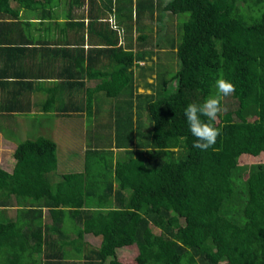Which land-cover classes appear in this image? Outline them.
I'll return each instance as SVG.
<instances>
[{
  "label": "trees",
  "instance_id": "16d2710c",
  "mask_svg": "<svg viewBox=\"0 0 264 264\" xmlns=\"http://www.w3.org/2000/svg\"><path fill=\"white\" fill-rule=\"evenodd\" d=\"M14 1L25 0H0V53L59 51L65 60L78 50L81 66L88 58L92 68L95 48L85 53L84 44L53 45L23 31L18 39L17 29L33 23L12 8ZM130 6L126 27L139 30L142 49L114 48L116 67L96 88L76 82L87 94L89 118L94 96L116 101L110 146L86 150L82 172L59 175L55 141L35 134L18 143L13 169L0 166V264H123L117 251L132 245L137 264H264V168L250 172L245 186L236 172L243 154L264 153V0H130ZM171 15H188L176 38L167 27ZM95 23L89 18L88 32ZM165 47L175 51L179 69L140 93L135 64L153 61ZM17 75L4 63L0 89L17 83ZM219 77L235 92L222 102L216 144L202 151L193 147L184 110L213 94ZM86 235L102 238L97 249L83 243Z\"/></svg>",
  "mask_w": 264,
  "mask_h": 264
},
{
  "label": "crops",
  "instance_id": "0c3cea01",
  "mask_svg": "<svg viewBox=\"0 0 264 264\" xmlns=\"http://www.w3.org/2000/svg\"><path fill=\"white\" fill-rule=\"evenodd\" d=\"M38 2L39 0L11 2L12 8L18 11L24 21L33 23L32 26L24 25L17 29L15 35L18 39L22 38L20 31H23L43 40H50L53 45L82 46L84 44L85 53L95 48V52L90 54L92 60L95 58V62L92 61L93 65L90 68V60L87 58L85 65L81 66L82 53L78 50L67 54L65 60L62 56L58 57L59 51L54 53L49 51L48 54L40 56L34 51L31 53L27 50L19 57L15 52L0 53V67H3L4 63L9 64L12 72L17 73L19 78L17 83L12 81L10 85L0 89V138L2 139L0 145L5 149L1 154L12 156L20 142L19 134L22 136L21 141L27 138L24 132L27 129L23 125L31 122L32 128L37 124L38 129L35 131L37 134L41 136L48 134L57 144V148L63 149L61 158L58 156L59 166L62 165L63 171H58V174L68 173L64 170L80 172L81 167L85 166L86 150L110 146L107 144H110L114 136L113 111L116 101L108 100L102 94L99 95L100 100L96 97L95 101L94 96L91 109L93 117L89 118L87 94L76 82L85 83V88H96L115 66L112 65L114 48L132 49L135 52L142 49L137 38L140 32L135 27H126L131 9L130 0H95L92 5L89 4V0H50V5L47 3L46 7L36 9ZM91 17H95L96 23L95 28L88 32ZM51 18L65 24L71 21L84 22L85 26L61 23L60 26L50 28L49 25H42V22L48 24ZM24 27L25 31L22 30ZM114 31L117 33L116 36L111 34ZM116 38L118 39L116 45L105 42ZM154 57L156 60L157 55ZM148 62L151 61H140L139 64H135L133 68L135 84L147 76L144 66ZM150 71L153 72V69ZM78 72L83 74L79 79L69 76ZM54 100L57 103L53 102ZM2 106H11L14 109L4 110ZM45 107L47 111H44ZM100 112L102 115L98 116ZM47 124L55 126L53 133L41 127ZM77 139L83 140L85 147L73 151ZM114 152L119 150L114 149ZM101 240V237L86 235L83 243L89 248L97 249ZM136 252L138 253V250ZM118 258L121 261L119 255Z\"/></svg>",
  "mask_w": 264,
  "mask_h": 264
},
{
  "label": "rangeland",
  "instance_id": "374dc122",
  "mask_svg": "<svg viewBox=\"0 0 264 264\" xmlns=\"http://www.w3.org/2000/svg\"><path fill=\"white\" fill-rule=\"evenodd\" d=\"M166 1V0H165ZM188 15H171L168 17L167 19V27L169 26V28H171V36H173L174 38L177 37L178 33H177V29L180 27V25L183 23L184 20L187 19ZM160 26H163L162 22L160 23ZM156 35V29L154 30L153 35ZM166 49L161 51H157L156 55H157V59L155 60V57L153 56V61H151L150 63H146L147 65L144 66V68L146 69V77H150L145 80H138L136 82V86L139 89V92H146V93H150L152 91V86H155L156 84H158L161 81V76H165L167 78L171 77L172 75H174L177 70L179 69V61L177 59L176 53L174 50H170L168 47H165ZM150 69H153V72L150 71ZM151 72V73H150ZM229 99H224L223 102H228L230 103ZM37 124H35V127H31V122L26 123L23 125L24 128H26L27 130H25V137H27L26 139H34L36 137L35 133L37 134V132H35L38 127L36 126ZM42 128H47L51 133H53L55 131V126H53L52 124H47L44 126H41ZM37 136H41V134H37ZM45 137H49L51 139L50 136H48V134H46ZM22 136L19 134V140L21 142ZM110 139V138H109ZM25 140V139H24ZM23 141V140H22ZM0 144H2V139L0 138ZM75 144V148H73L72 150L74 151L75 149L80 150L82 147H85V143L84 141L77 139ZM109 145V144H107ZM108 147V146H107ZM108 149V148H107ZM62 148H58L57 150V156H59V158H61L62 155ZM3 151H5L4 147H2L0 145V166L5 168V169H13L14 166V159L13 157L10 155H5V154H1ZM108 155H110L109 153H107ZM107 155V156H108ZM260 168H264V153L261 154L260 156H252V155H248V154H243L241 157H239L238 160V169H237V177L241 180H245L244 181V186H245V182L247 177L251 174L250 172L253 171H257ZM84 170V166L81 167L80 172H82ZM58 171L61 172L63 171L62 165L59 166ZM72 170H64V172H70ZM76 172V171H74ZM236 187H238L240 184L238 182H236ZM237 193H238V189H237ZM241 195V199L242 201L245 199H247V189L245 191V187H244V191L240 193ZM241 206L243 207V203L241 204ZM14 210L9 211V214L11 216L13 215ZM153 231L156 233H159V230L156 229L155 227H152ZM133 250L135 252H133ZM137 246L136 245H132V246H128V247H123L121 249H118V255L121 258V262L123 264H137L135 258L137 254Z\"/></svg>",
  "mask_w": 264,
  "mask_h": 264
},
{
  "label": "clouds",
  "instance_id": "9594fccd",
  "mask_svg": "<svg viewBox=\"0 0 264 264\" xmlns=\"http://www.w3.org/2000/svg\"><path fill=\"white\" fill-rule=\"evenodd\" d=\"M214 88L215 92L202 103H190L184 110L189 131L196 138L193 147L202 151L216 144L221 129L215 126V122L225 110L222 102L235 92V85L223 77L216 79Z\"/></svg>",
  "mask_w": 264,
  "mask_h": 264
}]
</instances>
